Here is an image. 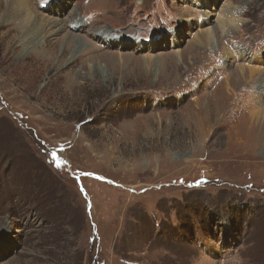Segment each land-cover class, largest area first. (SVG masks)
Returning a JSON list of instances; mask_svg holds the SVG:
<instances>
[{"label":"rangeland","instance_id":"rangeland-1","mask_svg":"<svg viewBox=\"0 0 264 264\" xmlns=\"http://www.w3.org/2000/svg\"><path fill=\"white\" fill-rule=\"evenodd\" d=\"M31 2L58 41L36 59L0 23V264H264V90L235 83L264 68V0H207L225 33L204 0Z\"/></svg>","mask_w":264,"mask_h":264},{"label":"bare ground","instance_id":"bare-ground-1","mask_svg":"<svg viewBox=\"0 0 264 264\" xmlns=\"http://www.w3.org/2000/svg\"><path fill=\"white\" fill-rule=\"evenodd\" d=\"M60 2V0H57ZM200 3V2H198ZM207 0H204V3H201L203 5L202 7V22L206 25L209 24L210 21L214 20L213 18L216 17L217 19L214 20L216 22V27H218L219 30H222L224 33L230 30L233 27H237V22L240 21V18H236V11H233L234 6L227 3L225 5L224 9L222 10V13L219 15H216L215 12H213L211 9L207 8ZM224 6V5H223ZM57 10V9H56ZM8 21H15V24H12L14 29H18L20 31V35L17 38V44L21 47V52L26 53L29 49V51L26 53H32V57L36 59L44 58L46 56H50L53 54L52 52L55 51L56 44L58 39H46L42 38L40 41L33 43L34 38H33V33H36V26L37 25H43V24H48V25H55V24H60L58 18H46L44 14H39L35 10V8L32 5L31 0H0V23H7ZM59 29H62V25H58ZM70 32V31H69ZM196 37L193 39L192 42V49L196 50V48L199 46H209L213 47L214 45V39H216L215 32L212 28L207 27L204 28L200 31L199 34L195 35ZM70 37V38H69ZM111 42L112 37L109 36ZM75 36L72 33H67V36L63 39V45L61 48V54L66 52L69 48V44L72 46H76L79 48H82L84 45V41H87L86 39H79L77 43H75ZM68 42V43H67ZM33 43L32 46L30 44ZM194 46L196 48H194ZM31 47V48H30ZM85 47V46H84ZM83 47V48H84ZM142 47V46H141ZM151 48V47H150ZM74 49V48H73ZM77 48L73 50V52L70 54L68 58L67 63L73 62L75 59V51ZM237 51H243L245 50L237 48ZM235 50V51H236ZM106 53V52H105ZM25 54V55H26ZM108 54V53H107ZM224 54H230L227 51H224ZM112 55V54H110ZM154 54H145L144 56L148 57V60H154L155 56ZM247 55V53H246ZM250 59H252L255 63H252L251 66H244V64H239L237 66L236 70V76H235V83L238 85H241L245 83L246 81L251 82V80H255L258 85V87H261L260 90H264V68L261 67L260 65H256L257 62H261V56L258 55V53H254L252 55H247ZM157 57V55H156ZM174 59L179 61L183 60L181 52L178 50L175 51V54L173 55ZM171 57V59H173ZM242 59L243 57L240 56ZM239 58V59H240ZM264 60V59H263ZM145 61V60H144ZM173 61V60H172ZM146 62V61H145ZM143 63V62H142ZM174 66V65H173ZM96 68H100L99 65L96 66ZM235 72V71H234ZM224 92L220 93V97L216 98L218 99L216 102L220 104L221 106L225 103L226 95H232L233 93V87L229 82V77L224 76ZM222 80V81H223ZM259 93L256 95V98L253 99L255 101V106L253 109H251L248 113L250 115H260L261 113L263 114L264 112V92L263 91H258ZM254 94V93H253ZM256 94V92H255ZM253 96V95H252ZM261 114V115H262ZM254 118V117H253ZM259 119V118H258ZM253 121V120H252Z\"/></svg>","mask_w":264,"mask_h":264}]
</instances>
